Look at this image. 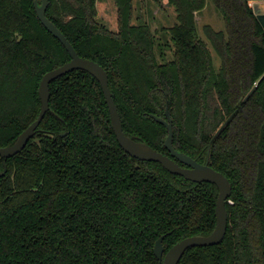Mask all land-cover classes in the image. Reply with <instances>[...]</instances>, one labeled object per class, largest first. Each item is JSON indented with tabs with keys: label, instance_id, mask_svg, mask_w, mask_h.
<instances>
[{
	"label": "trees",
	"instance_id": "1",
	"mask_svg": "<svg viewBox=\"0 0 264 264\" xmlns=\"http://www.w3.org/2000/svg\"><path fill=\"white\" fill-rule=\"evenodd\" d=\"M113 1L115 33L98 21L96 0H48L45 15L107 73L126 136L169 155L167 130L150 116L165 119L168 107L173 148L231 185L221 243L189 248L178 264H264V30L253 0H211L224 31L206 25L204 39L195 15L206 0H166L176 13L161 30L170 61L155 31L131 23L133 0ZM33 2L0 0V148L37 119L41 77L70 61ZM49 93L25 148L0 157V264H158L160 237L164 257L182 239L213 231L217 187L124 152L96 78L73 70Z\"/></svg>",
	"mask_w": 264,
	"mask_h": 264
},
{
	"label": "water",
	"instance_id": "2",
	"mask_svg": "<svg viewBox=\"0 0 264 264\" xmlns=\"http://www.w3.org/2000/svg\"><path fill=\"white\" fill-rule=\"evenodd\" d=\"M259 2L252 3V11L256 15L261 27L264 30V7L258 4ZM48 0H41L40 4L37 0H34L33 7L35 14L44 28L52 34L69 54L70 61L57 67L53 70L45 73L39 82L38 95L40 98V110L37 119L28 126L23 132L19 134L15 142L6 147L0 148V157L8 159L20 153L28 141L34 136L37 127L49 110V84L53 80L73 71L83 70L91 74L99 82L102 93L105 99V103L110 115L111 127L115 135L116 141L119 146L130 155L132 158L147 161L158 162L168 172L179 175L184 179L202 183L207 182L214 184L218 189V196L215 203V227L209 235H195L182 239L174 244L164 255V247L162 245L163 236L156 240L153 253L158 260V264H178L184 253L192 247H206L214 246L221 243L223 240L226 228H227V211L225 208V202L231 195V185L228 179L220 172L215 171L207 164H200L190 156L179 152L173 148V127L172 121L169 115L168 107L165 109V119L157 116L150 115L157 123L164 126L167 130V136L164 140V147L168 151L169 155H164L153 148H151L145 142L135 141L131 137L126 136L123 133L122 125L117 111L116 105L113 101L111 92L108 87V76L104 69L92 60L81 58L66 37L61 31L46 17L45 12L47 8ZM252 90L247 94L244 100L250 95ZM234 114V113H233ZM231 114L225 122L216 131L213 137L228 123ZM64 135V134H62ZM175 160L184 165L180 166ZM4 169L0 172V177L4 176L6 172V164L3 163Z\"/></svg>",
	"mask_w": 264,
	"mask_h": 264
},
{
	"label": "rangeland",
	"instance_id": "3",
	"mask_svg": "<svg viewBox=\"0 0 264 264\" xmlns=\"http://www.w3.org/2000/svg\"><path fill=\"white\" fill-rule=\"evenodd\" d=\"M261 1V0H256ZM96 13L99 22L106 28L115 33L117 31V10L113 0H96ZM264 6V2H259ZM195 21L198 34L203 36V27L209 25L215 31H224V24L221 16L217 12L211 0H206L205 8L195 15ZM132 24H147L152 31H155L156 40L160 44H167L165 48L166 59H173V49L167 35H163L162 28L172 27L176 23V13L174 8L167 4L166 0H133V18ZM207 47L210 50L214 67L217 70L220 65V59L213 51L209 43Z\"/></svg>",
	"mask_w": 264,
	"mask_h": 264
},
{
	"label": "crops",
	"instance_id": "4",
	"mask_svg": "<svg viewBox=\"0 0 264 264\" xmlns=\"http://www.w3.org/2000/svg\"><path fill=\"white\" fill-rule=\"evenodd\" d=\"M253 2H260V3H261V2H264V1H263V0H261V1L253 0L252 3H253ZM263 7H264V6H263Z\"/></svg>",
	"mask_w": 264,
	"mask_h": 264
},
{
	"label": "built area",
	"instance_id": "5",
	"mask_svg": "<svg viewBox=\"0 0 264 264\" xmlns=\"http://www.w3.org/2000/svg\"><path fill=\"white\" fill-rule=\"evenodd\" d=\"M264 1V0H263ZM229 203H231V201H228Z\"/></svg>",
	"mask_w": 264,
	"mask_h": 264
},
{
	"label": "flooded vegetation",
	"instance_id": "6",
	"mask_svg": "<svg viewBox=\"0 0 264 264\" xmlns=\"http://www.w3.org/2000/svg\"><path fill=\"white\" fill-rule=\"evenodd\" d=\"M134 25H138V24H134Z\"/></svg>",
	"mask_w": 264,
	"mask_h": 264
}]
</instances>
